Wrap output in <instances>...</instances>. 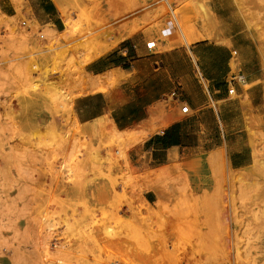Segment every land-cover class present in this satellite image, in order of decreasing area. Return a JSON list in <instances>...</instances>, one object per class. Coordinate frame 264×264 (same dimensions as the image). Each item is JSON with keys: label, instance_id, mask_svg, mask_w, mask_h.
Here are the masks:
<instances>
[{"label": "rangeland", "instance_id": "374dc122", "mask_svg": "<svg viewBox=\"0 0 264 264\" xmlns=\"http://www.w3.org/2000/svg\"><path fill=\"white\" fill-rule=\"evenodd\" d=\"M52 1L64 22L59 34L40 29L28 11L0 13V159L12 163L29 158L22 149L35 150L31 159L42 167L35 191L43 198L36 205L41 224L30 232L19 222V170L0 166V264H264V112L244 117L253 160L238 172L222 149L210 155L207 170L177 153L164 164L132 166L131 150L186 116L171 96L152 108L149 132L145 122L119 132L106 122L80 125L66 114V95L96 91L83 66L124 40L141 36L158 51L163 32L172 31L186 49L205 40L225 43L216 35L211 1ZM222 1L229 20L243 28L254 63L264 68V13L249 11L247 0ZM239 66L233 54L232 72ZM230 99L248 103L233 91ZM57 116L65 125L54 124ZM35 118L42 122L30 121ZM56 165L59 177L90 183L89 194L67 207L71 222L59 237L65 244H51L57 214L51 206L59 202L47 179Z\"/></svg>", "mask_w": 264, "mask_h": 264}, {"label": "crops", "instance_id": "0c3cea01", "mask_svg": "<svg viewBox=\"0 0 264 264\" xmlns=\"http://www.w3.org/2000/svg\"><path fill=\"white\" fill-rule=\"evenodd\" d=\"M210 1L211 13L219 25L216 35L225 43L205 40L186 49L176 44L172 31L163 32L165 39L158 51L148 49L147 41L141 36L122 41L117 48L83 66L90 79L88 87L96 91L75 95L72 99L66 95V114L72 122L80 125L106 122L110 129L119 132L145 122V131L149 132L153 127L150 120L155 115L152 108L166 96H171L173 102L186 105L191 114L153 133L131 150L128 156L133 167H142L143 163L148 166L164 164L177 153L191 163L200 160L201 170H207L210 155L222 149L232 171L249 168L253 155L243 137L244 117H258L264 112V68L261 63H254L252 52L242 43L247 39L243 28L229 20V6L222 0ZM27 11L28 18L40 29L48 26L57 34L65 30L52 0H18V3L0 0V13L6 17H17ZM233 54L240 58L237 73L230 67ZM235 75L242 77V81H231V76ZM55 81L58 83V79ZM245 86L250 87L244 89ZM232 91L237 96H246L248 103L243 105L239 100L230 99ZM216 103L220 106H215ZM30 121L42 122L37 118ZM53 122L56 126L65 125L62 116L55 117ZM22 150L29 158L20 155L19 160L12 163L0 159V166L19 170L18 183L24 186L18 194V200L24 206L19 211V222L31 232L41 224L36 205L43 198L35 190L42 183L36 170L42 167L31 159L35 150ZM57 168L58 165L47 179L57 190L50 197L54 196L59 202L55 207L51 206L57 213L50 226L51 244H65L59 237L71 222L67 207L71 206V201L82 200L89 194L90 183L61 178ZM76 183L78 188L73 187ZM151 197L149 193L142 195L146 203L151 202Z\"/></svg>", "mask_w": 264, "mask_h": 264}, {"label": "bare ground", "instance_id": "6f19581e", "mask_svg": "<svg viewBox=\"0 0 264 264\" xmlns=\"http://www.w3.org/2000/svg\"><path fill=\"white\" fill-rule=\"evenodd\" d=\"M247 5H248V10L251 12H255L257 11L259 16L261 17V15L264 13V0H247ZM244 7V5H243ZM256 14V13H255ZM261 14V15H260ZM255 17V16H254ZM257 18V17H256ZM255 20V19H254ZM260 21V20H259ZM255 22V21H254ZM262 22V21H261ZM249 23V21H248ZM250 24V23H249ZM258 25V24H257ZM264 25V24H263ZM258 29V28H257ZM261 33V32H260ZM262 37V36H261ZM95 81V80H94ZM90 82V79H88V83ZM88 85V84H87ZM155 114V113H154ZM153 117V115H152ZM155 118V117H153ZM151 124V123H150ZM174 155L170 156V159H173ZM236 172L241 171V170H235ZM237 174V173H236ZM241 175V174H240ZM239 176V175H238Z\"/></svg>", "mask_w": 264, "mask_h": 264}, {"label": "built area", "instance_id": "2783aa9c", "mask_svg": "<svg viewBox=\"0 0 264 264\" xmlns=\"http://www.w3.org/2000/svg\"><path fill=\"white\" fill-rule=\"evenodd\" d=\"M147 48L148 49H152L153 48V44L152 43H148L147 44ZM230 80L231 81H234V82H236V81H242V77H240L238 75H235V76H231V79ZM216 112H217V114H220L221 111H220V109H217ZM181 113H183V114H188L189 113V109H188V107L186 105H182V107H181Z\"/></svg>", "mask_w": 264, "mask_h": 264}]
</instances>
